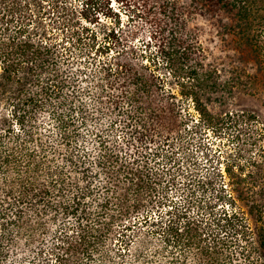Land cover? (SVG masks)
<instances>
[{"label":"trees","instance_id":"1","mask_svg":"<svg viewBox=\"0 0 264 264\" xmlns=\"http://www.w3.org/2000/svg\"><path fill=\"white\" fill-rule=\"evenodd\" d=\"M42 1L0 0V264H264V162L188 175L180 201L150 166L235 99L264 103V0H100L149 35L146 54L105 31L101 60L56 38L68 19ZM205 17L228 61L209 59Z\"/></svg>","mask_w":264,"mask_h":264},{"label":"rangeland","instance_id":"2","mask_svg":"<svg viewBox=\"0 0 264 264\" xmlns=\"http://www.w3.org/2000/svg\"><path fill=\"white\" fill-rule=\"evenodd\" d=\"M101 2L103 1L97 0L95 5L88 7L84 0H43V11L46 13L44 19L48 21L50 17L56 21L59 19L60 22L68 19L69 25L66 27L68 30L54 28L55 37L63 38L64 34L69 32H73L74 37L77 33L81 35V43L70 49L81 51L80 54L84 57L91 55V58L101 60L106 58L105 55L108 53L114 52L115 42L104 38V32L109 30L122 37L123 42L125 38L132 39L135 45L146 50L145 38L149 36L146 29L138 27L136 21L128 20V14L122 10L118 26L115 14H105L106 8L97 9ZM110 3L112 10L119 9L114 0ZM213 23L209 17L199 19L200 37L209 50V59L217 63L224 62L230 54L227 50L228 44L221 39ZM131 35L135 37L132 38ZM65 40L68 41L67 38ZM65 44L69 46L67 42ZM104 44L109 47L107 53H99L98 47ZM84 59L89 60L87 57ZM222 117L213 128L201 129L196 134L186 137L180 144L177 141L169 147L168 150L173 152L171 158L165 160L159 157L157 163L150 162V166L159 167L161 170L162 166L164 168L166 166L164 178L174 180V184L170 180L165 186L170 199L182 200L186 192L188 175H194L195 179L214 176L216 179L213 178L218 181V178L224 179L226 165L247 166L248 161L254 159L264 162V103L257 97H240L233 101L228 114ZM195 118L198 119L197 116ZM187 124L190 128L192 122L188 121ZM116 134L122 139L123 133L117 131ZM219 174L223 176L220 177ZM9 261L13 259L10 258Z\"/></svg>","mask_w":264,"mask_h":264}]
</instances>
